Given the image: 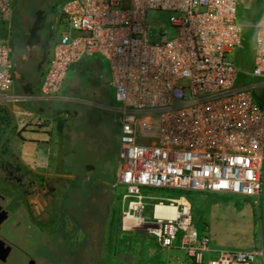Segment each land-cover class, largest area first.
<instances>
[{
  "label": "built area",
  "instance_id": "1",
  "mask_svg": "<svg viewBox=\"0 0 264 264\" xmlns=\"http://www.w3.org/2000/svg\"><path fill=\"white\" fill-rule=\"evenodd\" d=\"M14 0H0V21ZM238 0H62L40 79L39 98H59L69 68L86 55L108 61L119 124L111 186L123 230L146 232L181 264H261L262 247L218 249L199 234L185 194L153 189L260 197L264 166V22L256 25L245 71L227 54L243 45ZM264 6V0H261ZM169 11L176 34L147 38V12ZM12 47L0 37V102L14 92ZM247 77L245 79L241 77ZM257 95V100H256ZM157 205L174 210L156 211ZM151 213L145 215L147 208ZM216 258L205 260L206 255Z\"/></svg>",
  "mask_w": 264,
  "mask_h": 264
},
{
  "label": "rangeland",
  "instance_id": "2",
  "mask_svg": "<svg viewBox=\"0 0 264 264\" xmlns=\"http://www.w3.org/2000/svg\"><path fill=\"white\" fill-rule=\"evenodd\" d=\"M61 1L14 0L10 19L0 21V37L9 38L12 47L15 93H38L46 66L44 53L53 36V15L59 12ZM236 8L237 21L243 25V45L232 49L227 56L245 71L251 66V45L256 25L264 22V6L261 0H238ZM170 14L163 10L147 12L149 41H157L160 34L167 38L176 34V28L169 22ZM38 18L41 20L39 41L29 45L31 28ZM243 56H249L248 60L245 61ZM110 77L105 58L98 54L86 55L69 68L60 91L67 94L70 88L73 89L78 103L28 101L34 111L50 115L61 138V156L57 160L60 164L50 170L58 175L32 174L31 178L25 175L33 182V186L26 189L24 198L30 206L29 216L42 226L33 225L27 229L26 225L32 223L30 218L17 216V231L14 232L9 226L11 219L7 220L0 235L18 244L21 250L15 249L7 262L0 264H26V256L35 259L36 264L175 263L173 255L179 254L180 250L162 248L146 232L121 228L118 201L121 188L111 186L117 165L119 124L116 114L107 109V106L115 105ZM261 93L264 94V89L256 90L257 95ZM0 109L5 111L1 118L3 123H0L1 142L4 144L15 132L16 106L0 102ZM74 128L73 138L66 140L65 136ZM0 158L2 166L14 165L12 155ZM2 166L0 177L5 175ZM262 176L261 199H258L261 207L264 205V166ZM151 191L167 198L185 194L199 234L208 235L206 211L209 204L205 201L216 202L219 215L222 210L225 215L224 221L218 215L221 222L217 223V237L223 241L245 242L248 237L247 207H255L258 211V200L255 202L253 197L177 189ZM150 213L151 207L147 208L145 215ZM216 257L217 253H211L205 256V260Z\"/></svg>",
  "mask_w": 264,
  "mask_h": 264
},
{
  "label": "crops",
  "instance_id": "3",
  "mask_svg": "<svg viewBox=\"0 0 264 264\" xmlns=\"http://www.w3.org/2000/svg\"><path fill=\"white\" fill-rule=\"evenodd\" d=\"M251 53H252V45H251ZM249 56H243V59L248 60ZM252 63V56H251ZM239 67V66H238ZM251 67V66H250ZM249 67V68H250ZM261 90V89H260ZM73 89H69V93L63 94L61 92L60 96L56 100L52 101H44L39 98V91L36 95H27V94H19L23 97L22 100L14 102L16 106L15 110V132L14 135L6 140L3 144L2 136L0 133V157H4L6 155H12L14 159V166L17 169L24 173L27 177L31 178L32 174H42V175H53L57 173H52L50 170L53 166L59 165L60 163L57 161L61 156L60 151V140L59 133L56 130L53 121L50 119V115L47 112L43 111H34L33 107L29 105L28 101H41V102H60V101H71L78 103V98L74 94ZM261 93L258 97L263 96ZM114 98V97H113ZM27 101V102H25ZM115 101V99H114ZM115 105L107 106V109L111 112L115 111ZM5 116V111L0 112V123H3L1 118ZM75 132V128L73 132H69L65 136L66 140H71L73 138V133ZM119 138V128L117 132V141ZM63 143L64 142L63 140ZM7 150H9L7 154ZM1 162V158H0ZM1 166V165H0ZM58 175V174H57ZM60 175V174H59ZM263 179V176H262ZM263 187V182H262ZM262 192V189H261ZM261 196L259 197V200ZM258 200V211L251 207H247V234L245 242L236 243L232 241H223L217 237V230L219 227L217 225L218 222H221L218 217L222 218V221L225 219V215L222 213L219 215V208L216 202L210 200H206L205 203L208 202V211H206L207 215V225L206 230L208 236L210 237L211 245L218 249H226V248H242L251 249L254 247H262L264 252V205L261 207L260 202ZM212 203V204H211ZM219 215V216H218ZM258 215V218H256ZM258 219V220H257ZM181 251V250H180ZM175 258L174 264H181L184 262L185 254L181 251L179 254L175 253L173 255ZM181 258V260L179 259ZM183 260V261H182ZM261 264H264V256Z\"/></svg>",
  "mask_w": 264,
  "mask_h": 264
},
{
  "label": "flooded vegetation",
  "instance_id": "4",
  "mask_svg": "<svg viewBox=\"0 0 264 264\" xmlns=\"http://www.w3.org/2000/svg\"><path fill=\"white\" fill-rule=\"evenodd\" d=\"M1 169L4 170L5 175L3 177H0V205L1 209H5L7 211V217L1 222L0 230L2 228V225L7 220L11 219L9 225L10 229L16 232L17 226L15 222L17 221V216H20L21 218L23 216H28L30 218L32 223L26 225L27 229H30V226L33 225H37L38 227L42 226L38 222L31 219V216H29L30 206L27 205L24 200L26 189L33 186V182L29 178H26L25 174L20 172L14 165H3ZM56 200L57 198H55V201ZM0 238L4 240L6 245L10 246V250L8 252V255L6 256V259L4 261L0 260V263H6L12 252L15 249L21 250V247L13 241L2 237L1 235ZM26 257V261L28 263V261L32 258L29 256ZM33 260L34 264H36V260Z\"/></svg>",
  "mask_w": 264,
  "mask_h": 264
},
{
  "label": "trees",
  "instance_id": "5",
  "mask_svg": "<svg viewBox=\"0 0 264 264\" xmlns=\"http://www.w3.org/2000/svg\"><path fill=\"white\" fill-rule=\"evenodd\" d=\"M41 28V20H40V18H38V19H36L35 21H34V23H33V26H32V28H31V37H32V39H30V40H28L27 41V43L29 44V45H33L34 43H37L38 41H39V38H40V36H39V33H38V30ZM49 47H50V43H49V45H48V47L46 48V51H45V60L47 61V55H48V50H49ZM12 58H13V53H12ZM13 64H14V60H13ZM13 70H14V68H13ZM0 112L2 113L3 112V110H1L0 109ZM8 125H9V123H7ZM58 127L60 128L61 127V125H60V123L58 124ZM1 163L2 162H0V165H1ZM2 166V165H1ZM255 207H254V214H255Z\"/></svg>",
  "mask_w": 264,
  "mask_h": 264
},
{
  "label": "water",
  "instance_id": "6",
  "mask_svg": "<svg viewBox=\"0 0 264 264\" xmlns=\"http://www.w3.org/2000/svg\"><path fill=\"white\" fill-rule=\"evenodd\" d=\"M7 217V211L5 209H1L0 205V224ZM10 250V246L6 245L4 240L0 238V260H5L8 252ZM27 264H34V260L30 259Z\"/></svg>",
  "mask_w": 264,
  "mask_h": 264
},
{
  "label": "bare ground",
  "instance_id": "7",
  "mask_svg": "<svg viewBox=\"0 0 264 264\" xmlns=\"http://www.w3.org/2000/svg\"><path fill=\"white\" fill-rule=\"evenodd\" d=\"M165 209L173 211L174 210V207L173 206H170V205H168V206L157 205L156 206V211L157 212L160 211V210H165Z\"/></svg>",
  "mask_w": 264,
  "mask_h": 264
}]
</instances>
